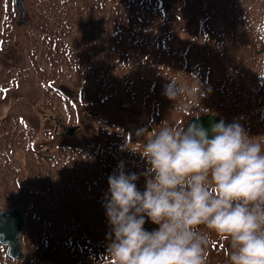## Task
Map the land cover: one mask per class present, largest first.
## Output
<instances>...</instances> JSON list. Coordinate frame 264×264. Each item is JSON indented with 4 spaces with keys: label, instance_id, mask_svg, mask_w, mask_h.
<instances>
[{
    "label": "trees",
    "instance_id": "16d2710c",
    "mask_svg": "<svg viewBox=\"0 0 264 264\" xmlns=\"http://www.w3.org/2000/svg\"><path fill=\"white\" fill-rule=\"evenodd\" d=\"M106 1L34 0L31 4L33 19L24 31L29 43H24L33 70L39 73L46 107L59 114L64 104L70 107L61 89L52 84L64 81L81 90L94 86L103 97L122 94L127 105L137 101L146 110L153 109L150 105L167 106L176 113L175 123L186 124L193 115L215 112L225 120L238 121L251 137L264 141V37L249 29V21L255 25L264 20V0H219L218 4V0H180L183 7L189 3L195 6L204 25L217 13L230 28L229 40L210 41L208 36L195 45L200 59L196 68L184 61L191 44L179 50L168 45L175 32L187 31L190 19L170 15L151 0H108L109 11L103 15L97 10L103 9ZM12 19V0H0L1 48L8 38H19L13 33ZM65 35L71 36L80 58H57L54 43ZM39 46L47 67H39L35 61ZM202 64L214 66L218 76L212 78ZM2 70L0 66V75ZM190 77L199 80L204 95L199 100L188 94L177 102L169 99L165 88L171 79L188 87ZM176 103L184 106L182 112L175 110ZM196 104L201 107L192 108ZM109 124L107 130L99 127V137L86 150L74 148L45 155L28 147L24 149L28 155L25 164L14 166L12 172L13 152L22 146L30 129L22 123L16 131L10 128L1 135L0 174L6 179L0 181V204L9 207L16 201L26 205L28 220L22 233L26 248L58 256L59 264H108L77 243L83 236L108 238L104 198L108 177L118 164L123 162L126 172L138 175L148 167L140 152L127 146L125 128L116 122ZM15 170L20 175L7 178ZM30 185L37 191H31ZM137 186H145L143 176ZM21 197L36 200L31 206V201ZM157 227L151 221L145 224L149 231ZM209 234L214 243L208 255L218 256L217 264H228V249L221 246L226 242L215 233ZM7 257L6 246L0 243V264H9Z\"/></svg>",
    "mask_w": 264,
    "mask_h": 264
},
{
    "label": "clouds",
    "instance_id": "9594fccd",
    "mask_svg": "<svg viewBox=\"0 0 264 264\" xmlns=\"http://www.w3.org/2000/svg\"><path fill=\"white\" fill-rule=\"evenodd\" d=\"M249 29L264 37V20L249 21ZM190 78L188 87L170 78L168 98L199 100L203 86ZM148 133L136 130L146 138L136 150L146 171L126 172L120 162L108 177V264H206L210 232L227 243L228 264H264V141L223 119L208 128L164 122ZM141 176L144 190L137 186ZM148 221L158 227L147 230Z\"/></svg>",
    "mask_w": 264,
    "mask_h": 264
},
{
    "label": "rangeland",
    "instance_id": "374dc122",
    "mask_svg": "<svg viewBox=\"0 0 264 264\" xmlns=\"http://www.w3.org/2000/svg\"><path fill=\"white\" fill-rule=\"evenodd\" d=\"M166 4L168 5L170 11L174 14H182L186 16V20L190 19V22L187 24L189 28H187V32L183 33L180 36H177L171 43L172 46L175 48H180V46L184 44H190L191 46L188 50V54H191V63L194 62L196 51H198V47L195 46L197 44L200 45L201 42H204L206 38L203 36L201 29L198 28V18L199 14L195 10V6L190 4L187 5L186 10H182L179 7V3L177 0H165ZM189 2L191 0H188ZM34 0H24V4L26 7L25 16L27 21L19 24V18L21 14L17 13V18L15 21V31L19 34V37L22 39H17L18 41L9 42L5 50L0 51V60L2 65L5 67L6 70H2V74L0 75V84H10L11 79H8L9 74L17 75V71H22L25 73V77L23 80L18 82L16 88H10L7 92L1 95L0 92V118H4L2 122H0V137L3 132L6 131L7 125L12 124V117L16 115L25 116L28 120L34 125L36 129L35 140L39 143V147L45 146H71V145H84L92 141L96 137V119L95 114H92L90 111H95L98 115H102L104 117L110 118L112 120L126 122L128 125V136L130 144L133 147L141 148V143L146 139L145 137H138L136 135V130L145 128L142 124L138 122L135 118V113L133 111H139L137 108L134 110H130L129 108H124L123 102L117 98L107 99L104 101L96 96L93 90L85 93L80 100V94L77 90H73L67 88V91L71 93L74 98L79 102L81 106L87 105L90 101L91 103L87 105L88 109L80 110V114L83 117V122L81 121L82 125L74 131L72 134H55L51 136H47L45 131L47 129L54 128L55 121L54 118L52 119L49 117L48 113L42 112V109H37L34 100L40 98V87L36 80H39V73L34 72L33 70V63L31 62V54L28 50H25V45L22 40L26 43H29L24 37V31L26 30V24L32 19V11H31V4ZM219 0L217 1V4ZM110 7V2L107 0L105 6L100 11L97 10L100 14L108 13ZM192 7V8H189ZM18 10V9H17ZM222 15L221 14H212L211 17L205 23V26L210 28V31L213 35L210 37V41H213L215 38L223 39L225 37V26L222 22ZM199 32V34H197ZM200 41V42H199ZM75 56L79 57V52L75 51ZM35 58V56H34ZM35 61L39 67L46 66V62L42 57V48L39 46V53H37ZM21 68V69H20ZM211 70L213 71L214 68L212 67ZM8 77V78H7ZM119 98V99H118ZM97 99L95 102L93 100ZM121 102V103H120ZM46 114L47 117L44 115ZM172 116V113L169 109H162L160 116L157 119V123L160 122L161 117H169ZM75 123V122H74ZM58 124L62 127H66L69 124H64L58 119ZM146 129V128H145ZM58 130H61L60 127ZM148 131V130H147ZM148 135H151L150 131H148ZM1 148V147H0ZM48 152L50 150H47ZM74 155L77 156V153ZM28 155L24 151L21 154L14 155L13 160V167H17L20 163L23 165L26 162V158ZM3 167V166H1ZM16 174V177L20 175L19 171L15 170L13 172V176ZM3 179L0 177V181ZM4 181V180H3ZM25 183H23V187ZM1 202H3V198H1ZM89 246L98 251L102 257H105L107 246L109 240H94V241H87ZM28 256H38L40 260H42L43 264H52V257L47 256L46 254L39 253L32 248H27ZM106 258V257H105Z\"/></svg>",
    "mask_w": 264,
    "mask_h": 264
},
{
    "label": "water",
    "instance_id": "95a60500",
    "mask_svg": "<svg viewBox=\"0 0 264 264\" xmlns=\"http://www.w3.org/2000/svg\"><path fill=\"white\" fill-rule=\"evenodd\" d=\"M17 1L23 11L22 1ZM220 120L221 118L214 114H207L200 117L194 116L191 122L202 123L205 128H208L211 122H219ZM72 131L73 128L70 129V132ZM25 221L26 216L19 208H13L8 211L0 208V241L8 243V252L12 256L18 258H21L24 255L19 239L20 233L24 228Z\"/></svg>",
    "mask_w": 264,
    "mask_h": 264
}]
</instances>
